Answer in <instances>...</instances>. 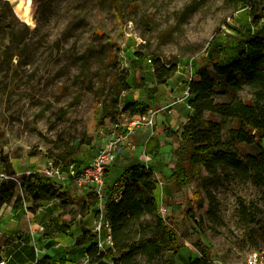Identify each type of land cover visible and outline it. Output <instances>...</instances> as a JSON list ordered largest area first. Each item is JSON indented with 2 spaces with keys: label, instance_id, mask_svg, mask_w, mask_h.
<instances>
[{
  "label": "rangeland",
  "instance_id": "rangeland-1",
  "mask_svg": "<svg viewBox=\"0 0 264 264\" xmlns=\"http://www.w3.org/2000/svg\"><path fill=\"white\" fill-rule=\"evenodd\" d=\"M119 2L123 14L117 20L109 0H32L36 20L30 25L14 13L13 0H0V177L40 175L49 157L75 166L90 162L102 138L113 130L110 116H103V105L115 99L116 82L127 64L129 89L119 94L120 108L139 101L160 109L171 99L183 97L188 77L197 78V72L205 68L204 59L220 56L215 47L223 48L232 60L241 49L240 39L264 35V0H254L250 8L242 4L234 8L227 0ZM155 59L177 67L165 84L156 81ZM169 90L177 97H169ZM178 103L169 108L178 114L180 132L185 122L178 118L187 99ZM165 115L171 114L160 111L157 118ZM115 117L124 123L129 115L120 110ZM158 135L163 136L161 145ZM149 137H156V143L147 144ZM130 141L128 152L118 151L113 179L120 180L123 170L140 163L146 153L153 155L148 161L159 182L157 209L142 221L152 229L159 207H167L168 226L178 236V249L165 255L175 256L174 264L200 256L194 242H201L211 264H237L251 250L264 256L261 188L251 181L212 177L203 169L192 170L189 184L178 188L171 179L176 144L155 130L154 134L136 133ZM234 149L241 157L257 152L254 145L244 143ZM61 190L65 192L61 199L43 202L35 213L0 215L4 264H32L30 252H49L68 264H89L85 254L89 243L76 245L75 235L83 227L92 228L95 206L88 209L86 205L94 197L87 189ZM195 193L201 207H196ZM242 206L248 215H240ZM190 207H194L195 224L185 217ZM52 215L75 218L76 225L68 233L44 237L45 222ZM98 264L112 261L106 258Z\"/></svg>",
  "mask_w": 264,
  "mask_h": 264
},
{
  "label": "trees",
  "instance_id": "trees-1",
  "mask_svg": "<svg viewBox=\"0 0 264 264\" xmlns=\"http://www.w3.org/2000/svg\"><path fill=\"white\" fill-rule=\"evenodd\" d=\"M234 8L238 5L251 7L254 0H227ZM117 20L123 14L119 0H109ZM236 57L229 60L225 50L215 47L219 55H209L215 73L224 80L225 90L219 88V81L212 79L204 69L197 72V78L188 83L187 105L193 110L182 127V131L164 128V136L177 147L174 150L175 163L171 179L178 188L187 186L192 170L203 169L212 177L239 181H251L262 189L264 195V35H247L240 39ZM137 56H143L137 52ZM122 77L116 97L108 105H103L104 117L110 116L112 123H118L115 114L120 110L129 116L144 113L148 105L139 101H129L120 108L119 94L129 89L125 78L127 69L122 68ZM176 65L165 66L155 59V78L158 84H165L176 73ZM112 110V111H111ZM254 145L256 153L241 157L234 147L240 144ZM64 154L62 157H65ZM62 159V158H61ZM121 194L118 200L108 199L106 215L110 223L113 245L99 250L94 243V234L86 227L75 241L76 245L89 243L85 248L89 264H98L110 258L112 264H160L166 252L178 249L176 232L166 226L157 216L152 229L143 223L145 216H152L157 209L155 189L158 185L153 168L143 164H130L123 170ZM87 203L90 209L96 204ZM65 194L37 173H29L19 178H0V203L5 202L14 211L35 213L43 202L61 199ZM196 207L202 206L201 198L195 193ZM214 208L217 205L212 203ZM240 215H248L244 206ZM188 219L196 223L194 207L186 211ZM76 219L66 220L54 216L44 225V237L54 233H68ZM192 245L200 253L199 257L188 258L184 264H211L206 249L201 242ZM34 264H68L65 259L55 260L49 255L36 259Z\"/></svg>",
  "mask_w": 264,
  "mask_h": 264
},
{
  "label": "built area",
  "instance_id": "built-area-1",
  "mask_svg": "<svg viewBox=\"0 0 264 264\" xmlns=\"http://www.w3.org/2000/svg\"><path fill=\"white\" fill-rule=\"evenodd\" d=\"M147 62L151 63L152 60L148 58ZM128 66L130 65L127 64L125 68L129 69ZM192 78V75L188 77L187 83ZM188 96V86L186 84L183 97L174 100L169 105L161 107L160 109L148 108L144 113L129 116L124 123H113L112 132L102 138V144L97 153L93 159L86 164L80 166H75L73 163L63 164V159L60 157H49L46 160L40 175L48 182L52 183L55 187L74 193L75 190H72V188L87 189L95 195V215L90 230L94 234V243L99 250H106L113 245L110 223L106 215V204L108 199L118 200L122 185L120 180H115L109 185L107 183V172L116 162L119 149L128 152L132 146L130 139L136 133L150 132L152 134L158 113L166 110L167 113L172 114L173 109L169 107L188 99ZM174 126L172 125V127ZM176 127L178 128L179 126ZM100 133L103 134L102 129ZM149 157H153V155H146L143 162L146 167L149 166ZM0 178H6V176ZM110 189H113V191ZM165 197L167 198L168 195ZM159 210L160 214L158 216L164 221V224L168 226L169 222L167 217L170 215H167V207L160 206ZM86 259H88L87 256ZM4 263L5 261L0 260V264ZM237 264H264V256L257 250H251L246 254L244 259Z\"/></svg>",
  "mask_w": 264,
  "mask_h": 264
},
{
  "label": "crops",
  "instance_id": "crops-1",
  "mask_svg": "<svg viewBox=\"0 0 264 264\" xmlns=\"http://www.w3.org/2000/svg\"><path fill=\"white\" fill-rule=\"evenodd\" d=\"M168 92V94H169V97L170 96H174V94H173V90H169V91H167ZM175 98L177 97V96H174ZM167 98V96L165 97L164 96V98L161 100V102L162 101H164L165 99ZM169 99V98H168ZM174 101V99H171V103ZM147 105H148V103H146ZM176 104H180V103H176ZM185 107H183V112L181 111L180 112V117L178 118L181 122H186L187 121V118H188V116L189 115H191L192 113H193V110L188 106V105H184ZM173 109V108H172ZM167 114H169V113H167ZM178 115V114H177ZM177 115H175V112H174V110H173V113L171 114V115H168V116H163V119L162 118H160L159 116H158V118H156V127L154 128V130H155V134L157 133L158 134V132H160V133H162V135H164V128L165 127H170L171 129H173V130H177L178 128L176 127V126H179V122L177 121ZM164 121V122H163ZM172 125L174 126V127H172ZM152 134H154V131H153V133ZM165 137V136H164ZM156 137H149L148 138V140H147V144L149 143V142H155L156 143V139H155ZM158 140H159V142H160V145L162 144L161 142V139H163V136H162V138H161V136L160 135H158V138H157ZM168 140V139H167ZM147 155L148 154H150V153H146ZM145 158H146V156H145ZM145 158H143L142 160H141V162H140V164H143V162H144V160H145ZM148 163H149V161H148ZM134 164V163H133ZM137 164V163H136ZM144 165V164H143ZM113 169H114V167H113V165L110 167V169H109V171L107 172V183L109 184V185H111L115 180L113 179ZM123 173V172H122ZM123 176V175H122ZM122 179V178H121ZM1 213H3V214H1ZM18 213H20V211L19 210H17V211H14L12 208H11V206H9V205H7L5 202H2V203H0V215H17ZM24 213H27V211H24ZM28 215H30V213H28ZM54 216H57V215H52V216H50L49 218H48V220L45 222V223H48L49 222V220L51 219V218H53ZM44 223V224H45ZM76 225V224H75ZM74 226V225H73ZM86 227H88V226H86ZM79 235H81V232H79L78 233V235H75V238L76 237H78ZM50 238H52V236H50ZM58 245H60V243H58ZM45 255H49V256H52L49 252H43L42 253V255L40 254L39 255V253H37V254H35L34 255V253H32V252H30L29 253V257L32 259V264L35 262V260L36 259H39V258H41V257H43V256H45ZM174 258H175V256H174ZM173 257H171V258H168L166 255H165V258H163L162 259V264H174V259ZM188 259V258H187ZM187 259H185V260H183L182 262H181V264H184V261H186ZM176 261V260H175ZM177 263V262H176Z\"/></svg>",
  "mask_w": 264,
  "mask_h": 264
},
{
  "label": "bare ground",
  "instance_id": "bare-ground-1",
  "mask_svg": "<svg viewBox=\"0 0 264 264\" xmlns=\"http://www.w3.org/2000/svg\"><path fill=\"white\" fill-rule=\"evenodd\" d=\"M14 13L24 22L34 25L36 20V13L32 11V0H13ZM204 67L209 73L210 77H219L212 69L211 62L208 59H204ZM221 80V90H225V84L223 79Z\"/></svg>",
  "mask_w": 264,
  "mask_h": 264
},
{
  "label": "water",
  "instance_id": "water-1",
  "mask_svg": "<svg viewBox=\"0 0 264 264\" xmlns=\"http://www.w3.org/2000/svg\"><path fill=\"white\" fill-rule=\"evenodd\" d=\"M206 72H207V70L205 69V68H203ZM212 69H213V66H212ZM214 70V69H213ZM215 72V71H214ZM208 75H209V73H208ZM210 76V75H209ZM212 79H214V80H218L219 78H220V76L219 77H217V78H214V77H211ZM224 81V80H223Z\"/></svg>",
  "mask_w": 264,
  "mask_h": 264
}]
</instances>
